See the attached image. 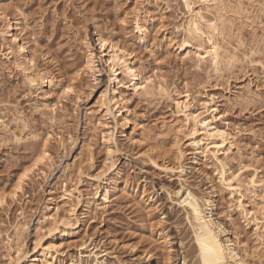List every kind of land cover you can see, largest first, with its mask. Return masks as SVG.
Listing matches in <instances>:
<instances>
[{
  "label": "bare ground",
  "instance_id": "6f19581e",
  "mask_svg": "<svg viewBox=\"0 0 264 264\" xmlns=\"http://www.w3.org/2000/svg\"><path fill=\"white\" fill-rule=\"evenodd\" d=\"M128 1L132 2L134 7L130 12L124 13L123 21L124 24H128L129 20L132 21L135 29L134 31L139 35L138 39L141 42H146L152 34H154L155 38L162 34V39L167 41L169 47L179 58V61H181L183 65L191 64V68L195 71L204 72L207 76V81L198 82L199 84H197V87L185 83L183 89H181L176 83L169 82L168 77L158 71L153 74L151 73V75L144 76L140 70L141 68L139 69L136 66L133 53L118 42H115L111 35L106 34L105 31L100 28L95 30L94 37L90 34L91 32L87 30L84 32L80 31L82 32L80 34H76L75 32L76 35H80L79 40H77L78 42L80 41L84 49V62L81 66H76L70 71L68 79L67 73H61L60 65H56L58 72H60V77H57L52 71L41 68V64L47 66L53 64V60L49 57L50 54L48 55L41 48L37 46L33 47L32 44L35 43L37 45L38 40L36 41L33 38L34 42L32 41V35L34 34L31 35L29 33V29H32V24H29V20L26 19L27 17L25 18V22L13 18L4 7L3 0H0V9H2L3 16V18H0V23L2 25L0 27V61L5 64L2 71L9 73V75L17 74L22 79L24 86L27 88L26 98L30 100H40L39 102L34 100L35 103L33 102V104H31L34 114L41 115L50 125H47L50 128H48L50 132H47L42 138V136L35 131V128L32 127L34 125H31L30 121L25 118L26 116L24 117V112L16 110V106L14 107V112L16 114L14 113L13 116L11 115V118H9L10 115H8L9 117L6 115V112H0V131L3 133V136H0V139L1 137L3 138L0 142L2 145L3 143H7V145L8 143L21 145L27 142H37L40 141V139L43 142L40 150H36V154L33 153L35 157L33 163H31L32 165L30 164V166L22 167L23 170L21 169L20 174L17 175L15 183H12L13 186L10 188H3L2 190L0 189V200L3 201V203L0 204V211L9 210L13 204L22 206L21 197L26 193L25 186L29 184L28 182L33 181L34 177L35 179H45L47 177V171L56 166V157H53L50 153L52 143L57 144L60 150L69 152L68 149H70V144L72 146V143L75 141V135H73L72 129H69L70 125L68 120L72 116L68 111L69 109L67 110L68 106L66 107L63 102H72L77 112L78 108H80L78 102L82 101V96L87 94L86 90L94 86L92 84L94 83V77L96 73L99 72L97 66L98 53H95L97 46L94 45V43H96L101 51V59L108 67L107 70H109L111 84L118 87L117 81L119 76H125L128 80L126 88H128V91H131L135 97L149 101L153 100L155 102L158 100L162 101L167 105V108L170 109L171 113L169 119L163 118L160 120L156 131L142 124L134 125L140 130L141 135L139 139H130L132 143H137L138 146L140 145L142 147L140 155L156 164V162H158L157 160L160 158L164 159L167 155L174 153L175 159L181 166V161L184 157V153L182 156V150L180 151L179 149V147L181 148L179 144L182 142L181 135L193 138V140L190 139L191 145L197 153H203V151L201 152L202 147H205L206 150L213 148V154L209 152L210 150L208 152L212 154L220 164L221 182L225 184L231 194H239L240 197L236 200L235 206L237 209H241V213L243 211L247 224L254 227L256 245L252 249L247 246L245 247L244 244L242 245L239 236L236 235L237 233L235 235L231 233L219 219V214L215 211L219 192L215 187L212 188L211 191L205 193L201 190L199 191L198 188L196 189L191 185H187L185 181L184 183L186 185L181 184L180 187L177 186L178 188H174V190H168L169 188L165 189L171 197L172 204L179 207L185 214L190 230L189 232L192 235V247L190 251L187 252L188 254L185 252L182 253V264H203V259L200 255L199 241L204 237L210 238L213 235L224 249L226 264H256L257 262L264 264V212L261 211L262 206H264V177L260 179L257 178L258 182H256L254 178L250 181L247 180L249 181L248 185H246V183L244 184L245 187L248 188L250 186L255 191L259 189V186L261 187L260 196H257L252 189H248L252 190V192L250 191V196L248 195L251 201H255L258 198L261 199V202H259L260 204H256V201L253 203L255 205L254 211H249L242 203L244 202L242 198L245 199L246 196L245 193H242L243 180L241 184L236 176L232 177L231 175L230 177L228 176V178L226 176L228 175L227 166L218 158V154L220 153H225L223 155L229 156V152L239 148L240 141L237 133H232L229 130L223 129V127L225 128L224 125L221 127V124L226 122L227 111L225 113L221 112L220 107L223 101L220 99H224V105L227 110L235 106H242L244 108L250 106L256 107V105L261 104L264 100V95L259 89L261 85L258 86L256 84L257 82L255 83V81H258V83L262 81L264 83V20L262 18V14L264 13V0H209L207 4H201L200 0H189V4L192 5L191 10L185 5L184 0H181L185 12L182 22L175 26V35L180 34V40H178V38L176 39V36L175 38L170 36L166 26L163 25V16L159 17L157 16L158 14H152L150 11L142 12L141 7L145 5V1ZM138 27L139 30H137ZM246 33L250 36V42L246 38ZM209 40H211V43H208ZM148 45L149 43H147V46ZM213 48H215L214 52L212 51ZM21 49H24V51H21ZM200 57H203V59ZM98 60H100V58ZM55 63L56 62H54V64ZM99 67L102 68V64ZM105 76L106 74L104 77ZM212 79H214L216 83L213 85V88H219L218 90H220V97H216V95L214 96L208 92V85L211 86L210 80ZM106 80L101 83L106 84ZM149 81H151V83H149ZM262 82L261 84L264 85ZM123 84L120 86L123 87ZM102 88H104V86ZM47 89H50V91H47ZM68 89H72V91L69 92ZM116 89L118 88L109 87L106 93L104 92L105 94L102 95V98L100 100L98 99L97 112L94 113L100 115L97 117L92 113L94 117H97L96 121L93 117L88 116L90 115L89 113L87 114L88 118H93V121H95L92 125L94 127L93 130L101 133L103 146H105V160L102 164L103 166L95 175L96 180L99 181L98 183L101 182V191L95 186L98 191L96 190L92 198L88 197L90 199H88L87 207L90 214L97 212L98 209H103V211H105L106 206L110 205L109 203L112 201L110 197L111 193L108 191V188H110L108 185L112 183L111 181L114 175L117 174L116 171H114L117 165L115 162L116 157L114 158L116 150L112 148L114 145H111L114 141L112 134L114 130L111 132V124L109 125V121L112 119V122L114 120L117 123L120 119L122 121V126L120 127H123V124L126 127L131 125L129 109L126 106L128 102L126 100L127 98L125 99L122 97L123 95H119ZM88 98L89 97H87L86 100L87 102ZM55 100H57V102ZM74 119L73 116V120ZM71 120L72 119H70V121ZM91 122L92 121H90V123ZM75 123L72 124L75 125ZM56 126L58 127V132H55L54 128H56ZM217 132H223L225 135L222 138L213 135ZM167 136L173 137V143L170 149H167L165 146ZM31 143L29 144L31 145ZM45 144H47V147H45ZM115 145L117 146V144ZM91 147L92 146L87 149L85 147L89 152V154H87L89 155L87 159L79 161V163L74 166L67 164L69 162L66 161L67 165L64 164L65 167L64 169L62 168L63 176L61 175L62 178L61 176L59 177L62 180V183L60 182L59 197H55L58 195L57 188H52L50 191L48 190V198L44 202L39 216L37 215V223L35 226L36 239H33L35 242L34 250L41 248L40 254L42 255V260L44 259L46 262H54L56 254L60 253L61 250L59 251L60 246L51 245L52 243L49 245L47 244L45 247L42 246L44 238L51 236L61 227L68 228L72 232L73 230L79 229L78 226L81 222L76 218V213L78 208L83 205L85 195L80 191L81 189L79 190L78 183L82 180L83 175L85 176L84 171H87L86 167L88 165L90 166L93 161ZM117 147L119 148V146ZM117 147H115V149ZM33 149L35 150V148ZM60 150L58 153L62 152H60ZM45 153H47V156H45ZM79 154H81V156L83 155L81 152ZM79 154L77 156H79ZM41 157H44V159L42 162L38 163ZM195 163L198 164L197 158L195 159ZM182 164L184 165V163ZM163 166L165 165H162V168ZM198 170H200V168ZM51 171L50 174L52 173ZM26 172L27 175L25 176ZM54 173L55 172H53V174ZM181 181H183V179ZM234 182H237L236 185ZM56 184L54 187L57 186ZM114 185H116L114 186V192H124V194L129 196V189L126 184L121 183ZM17 188L22 189V191H17ZM162 189L164 190L163 187L161 190ZM135 202L137 206L145 207L148 210L153 207L155 208V202L151 194L146 191H144L140 199ZM133 204L135 205V203ZM20 208L21 214H19V219L17 217L18 220L13 225L12 234H7L6 237L4 236L5 239H3L4 237L2 238V234L0 233V237L3 239L2 244L7 250L6 261L8 259L7 262L9 264H21L27 255V251L24 248L27 244L28 232L31 230L29 227V220L31 217L28 219V216H26L27 213L24 212L22 207ZM32 215L33 217L36 216L34 214ZM95 236L96 233L86 235L83 242L79 245V256L77 258H70V264H108L105 259L107 256L106 252H102L103 254L98 253L95 250L96 247H93ZM157 239L158 248H161V250L165 252V263L173 264V246L169 235L164 233L163 230H160L158 231ZM179 242L181 251L188 248V245H184L183 240ZM151 245L152 244H149L147 249H143L145 251L142 252V254L138 253L140 249L137 248V245L130 244L128 246L129 250L136 253L137 256L138 254L144 256V259H147V264H157L158 259L155 253L157 247H150ZM188 259L191 261L188 262Z\"/></svg>",
  "mask_w": 264,
  "mask_h": 264
},
{
  "label": "rangeland",
  "instance_id": "374dc122",
  "mask_svg": "<svg viewBox=\"0 0 264 264\" xmlns=\"http://www.w3.org/2000/svg\"><path fill=\"white\" fill-rule=\"evenodd\" d=\"M142 1H145V5L141 7L142 12L150 11L152 14H158L157 16L159 17L163 16V25L166 26L170 36H173V38L176 36V39L178 38V40H180L181 35H175V26L180 24L183 20L185 9L182 1ZM3 4L7 9V12L10 13L13 18L20 19L25 22V18L27 17L26 19L29 20V24H32V29H29V33L31 35L34 34L32 35V41L34 42V40H38L37 45L35 43L32 44L33 47L37 46L41 48L45 53L48 55L50 54L49 57H51L53 60V64H49L47 66L41 64V68H46L52 71L55 75H57V77H60V72L67 73L68 79L70 76V71L76 66H81V64L84 62V49L80 44V41L78 42L80 35L76 34H80L87 30L91 32L90 34L94 37L95 30L100 28L103 29L106 34L111 35L115 42H118L128 51L133 53L136 66L139 69L141 68L140 70L144 76L151 75V73L153 74L154 72L158 71L159 73L166 75L169 82L176 83L181 89H183L185 83H189L191 86L194 85V87H197V84L200 82L207 81V76L204 72L195 71L191 68V64L183 65L181 61H179V58L169 47L167 41L162 39V34L158 35L157 38H155L154 34H152L146 42H141L138 39V33L134 31V25L131 20H129L128 24L121 23V21L124 20V13L130 12L134 7V4L128 0H3ZM22 14L25 17H23ZM262 18L264 20V13L262 14ZM1 26L2 25L0 23V27ZM246 38L250 42V36H248V33H246ZM147 43H149L148 46ZM94 45L97 46V49L95 48V53H98L97 58H100V60L97 59V66L99 68L97 69L99 72L96 73V76L94 77V83H92L94 86H91V89L86 90L87 94L89 95L86 94L87 96H82L81 99L84 103L82 101L78 102V106L80 107L78 108L79 111H75V107L73 106L72 102H63L66 107L68 106L67 110L69 109L68 111L72 116L70 118L72 120L70 121L69 119L68 121L70 125L69 129H72L71 131L73 132V135H75V144L72 143V146L70 144V149H68L69 152H65L60 150L57 144L52 143L50 153L53 155V157H56L57 162L55 161V165L61 167L59 168L58 166H54L55 168H52L54 171L52 169V171L48 170L47 177L45 179H35L34 177L33 181L28 182L29 184L25 186L26 193L21 197L23 203L22 206L19 204H13L9 210L0 211V233L2 234V238L4 236L6 237L7 234H12L13 225L19 219V214H21L20 207H22L24 212L27 213L26 216H28V219L31 217L29 220L31 226L29 225V227L32 231L29 230V234L27 233L28 239L26 240V243L28 245L26 244L24 248L27 251L25 258L26 260L24 259L21 264H70V258H77L79 256L80 243L83 242L87 234L93 233H96L93 247H96L95 250L98 253L103 254L106 252L107 258L105 257V259L107 260L108 264H147V259L145 260L144 256L140 254L137 256L136 253L129 250L128 245L130 244L137 245V248L140 249L138 253L141 254L145 251L143 249H147L149 244H152L150 247H157L155 250L158 259L157 264H166L164 259L165 252L162 251L161 248H158L159 245L157 238L158 231L160 230H163L164 233L169 235L172 241L173 264H182V253L189 252L192 247V235L189 232L190 230L185 214L179 209V207L172 204L173 202L171 197L165 189L169 188L168 190H174V188H178L181 186V184L185 183L196 189L198 188L199 191L201 190L205 193L211 191L212 188L215 187V189H217L219 192L215 207V211L219 214V219L225 224L231 233L234 235L237 233L236 235L239 236L242 245L244 244L245 247L247 246L248 248L253 249V247L256 245V238L254 235L255 232L253 229L254 227L247 224L245 214L243 211L241 213V209H237L235 206L236 200L238 197H240L239 194H231L230 190H228L225 184L221 182L222 179L220 178L222 177L220 176V164L218 160L212 155L213 148H210L211 146L209 147L210 149L207 148L210 151L206 150L205 147H202L201 152L203 151V153H197L194 150V147L191 145V140H193V138L181 135L182 142H180L181 145L179 144V146H181L179 149L180 151L182 150V156L184 153L181 166L185 167L180 166V163H178V161L175 159L174 153V155L172 153L167 155V157L164 159L160 158L161 160H157L159 163L156 162V164L150 160L148 161V158L140 155L142 152V147L140 145L138 146L137 143L135 144L131 142L132 138L139 139L141 135L140 130H138L134 125L142 124L156 131L160 120L163 118L169 119L171 113L170 109L167 108V105L162 101L158 100L159 102H155L153 100L149 101L135 97L131 91H128V88H126L128 85V80L125 76H119L117 81L118 87H116L114 84H111L109 70H107L108 67L101 59L102 55H100V48L96 43H94ZM54 62L56 63L54 64ZM101 64L102 68L99 67ZM4 65V62L0 61V112H6V115H10V117H8L11 118V115L13 116L15 113L14 107L16 106V110L24 112V117L26 116L25 118L30 121L31 125H34L32 127L35 128V131L38 132V134L43 138L47 132H50V128L48 127L50 125L41 115L38 113V115H36V113L34 114L33 108L31 107L33 102H39L40 100L27 99V88L24 86L22 79L17 74L9 75V73L2 71ZM56 65H60V72H58ZM105 74L106 76L104 77ZM104 80H106V84L101 83ZM210 81L211 86L208 85L209 94L220 97V90H218L219 88H216L217 90L213 88V85L216 84L215 80L212 79ZM261 82H259V84L258 81H255L258 86L261 85L259 89L264 95V85H262ZM122 84L123 87L120 86ZM103 86L104 88H102ZM109 87L118 88L116 90L119 92V95H123L122 97L125 99L127 98L126 100L128 102L126 106L129 109V119L131 120V125L126 127L123 124V127H120L122 126V121L120 119L118 121L120 123H116L114 120L113 123L112 119L109 121V125L111 124V132L114 130L112 132L114 141L111 144L114 146L111 147L116 150L114 158L116 157L115 162L117 165L114 169V171L117 173H115L117 176L114 175L113 180L111 181L112 183H109L110 186L108 185V187H110L108 188V191L111 193L110 197L112 201L109 203L110 205L106 206L105 211H103V209H98V211L95 212L96 214H90L88 211L87 202L88 199L93 197V195L96 193V190L98 191L97 188H99V191H101V182L98 183L99 181L96 180L95 175L97 174V171L99 172V170L102 168V164L105 160V146H103L101 133L97 131L95 132L92 125L100 115L98 113H94L97 112V103L99 102L98 99L100 100L102 98V95L106 93ZM47 91H50V89H47ZM90 92L93 93L91 94ZM87 97H89L88 102L86 101ZM220 100L223 101L222 104L220 103L221 112L225 113L227 111V117L225 120L226 122L221 124V127L224 125L225 128L223 127V129L229 130L232 133H237L239 135L240 141L239 148L229 152V156L223 155L225 153H220L218 154L219 156H217L227 166V177L232 175V177H238L240 182L243 180V184L241 182L243 186L242 193H245L247 197L245 196V199L242 198V201H244L242 203L247 210L254 211L255 205L253 203L256 201V204H260L259 202H261V199L258 198L255 201H251L248 195L250 196V191L252 192L253 188L250 186V188H247L244 186V184L246 183V185H248V182L253 178L256 182H258L257 178L260 179L261 177H264V100L261 104L256 105V107L250 106L244 108L242 106H235L228 110L224 105V99L221 98ZM55 101L57 102V100ZM88 113L90 114L88 116L93 117L95 121H93V118L87 117ZM92 113L97 117H94ZM73 116L75 118L74 120ZM90 121L92 122L90 123ZM72 123H75V125ZM54 129L55 132H58L57 126ZM2 134L3 133L1 132L0 136ZM2 139L3 138L1 137L0 140ZM37 142H27L21 145H13L9 143L8 145L7 143H3L2 145L0 142L1 190L3 188L12 187V183H15L17 175L20 174L21 169L23 170L25 166H30V164L33 163L35 157L34 154H36L43 145L41 139ZM29 143H31L32 146ZM114 143L117 144L119 148ZM172 143L173 137L167 136L165 140L166 148L170 149ZM90 146H92L91 149L93 152L92 157L94 162L92 161L90 166H87L89 168L86 167L87 171H84L85 176L83 175L82 180H80L78 183L79 190L81 189L80 191H82L85 195L84 203L82 206H80V208H78L76 213V218H78V220L81 222L78 226L79 229L73 230L72 232L68 228L61 227V230L59 229L51 236L45 237L42 246L45 247L47 244L49 245L52 243L51 245L54 244L60 246L59 251L61 250L60 253H58L59 255L56 254L54 262H46L44 259L42 260V255L40 254L41 248L34 250V240L36 239L35 226L37 223V217L39 216L41 208L44 206V202L48 198V190L50 191L52 188H57L58 195L55 197H59V189L62 183L61 178L63 176V169L65 165L69 164L74 166L75 164H78L79 161L87 159L89 157V155H87L89 152L86 149ZM115 147L117 148L115 149ZM33 148H35V150ZM204 149L206 152L209 151L212 154H209V152L206 153ZM59 150L62 152L58 153ZM80 152L83 154L82 156L86 158H83L81 154H79ZM78 154L79 156H77ZM73 157L77 160H74ZM196 158L198 164L195 163ZM66 161L69 163L66 164ZM182 163H184V165ZM162 165H165L166 168L165 166L162 168ZM171 166L173 168L175 166L176 167L173 169ZM199 168L200 170H198ZM178 169L182 171H179ZM50 171L52 172L51 174ZM53 172L55 173L53 174ZM60 176L61 178H59ZM182 179L183 181H181ZM121 183L127 185L129 189V196L124 194V192H114V186H116L114 184ZM236 183L237 182H234L235 185ZM55 184L57 186L54 187ZM95 186H97V188ZM162 187L164 190H161ZM260 189L261 187L259 186V189L256 191L253 190V192H255L257 196H260ZM144 191L151 194L155 202V208L153 207L154 209L152 208L148 210L145 207H139L136 205L135 201L140 199L141 194ZM133 203H135L136 206ZM32 214L36 216L33 217ZM1 237L0 264H9L7 262L8 259L6 261L7 250L2 244V241L5 239V237L3 239ZM180 240H183L184 245H188V248L184 251L180 250ZM191 260L188 259V262ZM256 264L262 263L257 262Z\"/></svg>",
  "mask_w": 264,
  "mask_h": 264
},
{
  "label": "snow or ice",
  "instance_id": "6c2138e0",
  "mask_svg": "<svg viewBox=\"0 0 264 264\" xmlns=\"http://www.w3.org/2000/svg\"><path fill=\"white\" fill-rule=\"evenodd\" d=\"M185 5L191 10L192 5L189 4V0H184ZM209 0H200L201 4H207ZM0 18H3L2 16V9H0ZM121 23H124L122 20ZM214 27V25H213ZM139 30V27L138 29ZM208 43H211V40L208 41ZM21 51H24V49H21ZM212 51H215V48L212 49ZM203 59V57H200ZM151 83V81H149ZM69 92L72 91V89H68ZM215 136H220L221 138L225 135L223 132H217L214 133ZM45 147H47V144H45ZM45 156H47V153H45ZM44 157H41L38 163L42 162ZM35 167V166H34ZM27 175V172L25 173V176ZM23 179V177H22ZM17 191H22V189L17 188ZM3 201L0 200V204H2ZM261 211L264 212V206H262ZM200 255L203 259V264H226L225 262V252L223 247L220 245V243L216 240L215 236L204 237L200 241Z\"/></svg>",
  "mask_w": 264,
  "mask_h": 264
}]
</instances>
